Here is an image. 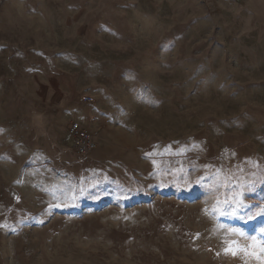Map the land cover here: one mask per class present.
<instances>
[{"label":"rangeland","instance_id":"rangeland-1","mask_svg":"<svg viewBox=\"0 0 264 264\" xmlns=\"http://www.w3.org/2000/svg\"><path fill=\"white\" fill-rule=\"evenodd\" d=\"M261 213L264 0H0V264H264Z\"/></svg>","mask_w":264,"mask_h":264},{"label":"built area","instance_id":"built-area-1","mask_svg":"<svg viewBox=\"0 0 264 264\" xmlns=\"http://www.w3.org/2000/svg\"><path fill=\"white\" fill-rule=\"evenodd\" d=\"M69 132L72 146L81 157L89 156L97 147L96 136L81 121H71Z\"/></svg>","mask_w":264,"mask_h":264},{"label":"snow or ice","instance_id":"snow-or-ice-1","mask_svg":"<svg viewBox=\"0 0 264 264\" xmlns=\"http://www.w3.org/2000/svg\"><path fill=\"white\" fill-rule=\"evenodd\" d=\"M261 215H264V213H261Z\"/></svg>","mask_w":264,"mask_h":264}]
</instances>
